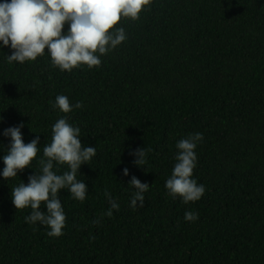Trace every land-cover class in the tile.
I'll use <instances>...</instances> for the list:
<instances>
[{"label": "trees", "instance_id": "trees-1", "mask_svg": "<svg viewBox=\"0 0 264 264\" xmlns=\"http://www.w3.org/2000/svg\"><path fill=\"white\" fill-rule=\"evenodd\" d=\"M120 26L128 39L98 68L62 72L47 53L8 63L12 49L0 50V170L11 145L3 132L21 124L26 144L40 138L37 160L65 116L97 152L77 176L86 199L59 195V237L12 203V188L40 171L36 160L0 177V264H264V0H153ZM61 94L84 107L54 109ZM195 133L204 138L193 178L206 192L185 204L165 185L176 143ZM132 176L150 187L143 208L130 206ZM106 191L119 204L111 217Z\"/></svg>", "mask_w": 264, "mask_h": 264}, {"label": "clouds", "instance_id": "clouds-1", "mask_svg": "<svg viewBox=\"0 0 264 264\" xmlns=\"http://www.w3.org/2000/svg\"><path fill=\"white\" fill-rule=\"evenodd\" d=\"M153 0H2L0 2V50L10 47L6 55L8 63L35 61L47 53L52 65L60 71L72 72L87 66L98 68L101 57L111 53L128 39L124 27L118 25L123 19L136 21ZM65 25L68 26L65 32ZM54 109L65 114L82 109L81 102L72 104L66 95H58ZM23 125L6 129L3 135L11 139L10 148L3 156L5 167L0 177L6 181L15 178L19 172L32 168L34 160L40 171L29 176L28 183L22 182L12 188V203L17 210L30 208L26 223L47 226L49 237L63 235L66 214L59 195L67 190L73 199L83 202L89 192L84 180L77 178L81 168L97 155L96 148L81 143V129L69 123L67 116L52 125L51 142L43 147V156L37 160L40 138L36 136L29 143L24 142ZM202 133L189 134L176 143L178 150L172 174L166 181V188L173 197H180L187 204L199 201L205 194L203 184L193 178L197 166L196 148L203 140ZM138 166L145 161V148L132 153ZM66 165L69 170L58 174V166ZM124 176L129 170L124 169ZM129 186L136 191L130 201L133 209L143 208V193L150 188L137 177L132 176ZM111 207L104 215L111 217L113 210H119L111 193L105 192ZM42 205L46 211H42ZM198 213L186 211V222L198 220ZM99 223V220L96 221Z\"/></svg>", "mask_w": 264, "mask_h": 264}]
</instances>
